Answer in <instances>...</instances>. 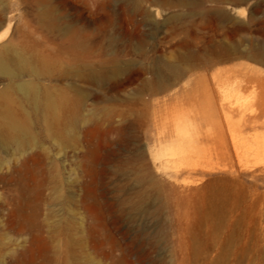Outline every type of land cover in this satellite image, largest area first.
<instances>
[{
	"label": "rangeland",
	"instance_id": "obj_1",
	"mask_svg": "<svg viewBox=\"0 0 264 264\" xmlns=\"http://www.w3.org/2000/svg\"><path fill=\"white\" fill-rule=\"evenodd\" d=\"M0 55V264H264V0H0Z\"/></svg>",
	"mask_w": 264,
	"mask_h": 264
},
{
	"label": "bare ground",
	"instance_id": "obj_2",
	"mask_svg": "<svg viewBox=\"0 0 264 264\" xmlns=\"http://www.w3.org/2000/svg\"><path fill=\"white\" fill-rule=\"evenodd\" d=\"M114 70H115V72L119 71V67L116 66ZM168 70L170 72H172V73H175V70L172 67L168 68ZM0 74L1 75H9V76H14L16 74V72L14 71V69L11 66V62L8 61L6 58H4V56H2V55H0ZM101 79H103V78H101ZM27 86L28 85H23L22 88L24 90H28L29 88ZM12 124H13V126L17 127L20 130H24L25 129V127L23 126V124L17 123L15 120L12 121Z\"/></svg>",
	"mask_w": 264,
	"mask_h": 264
}]
</instances>
